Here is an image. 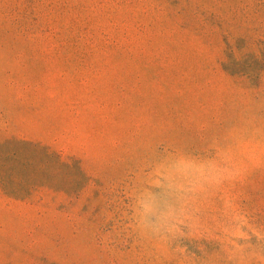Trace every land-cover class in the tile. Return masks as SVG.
Here are the masks:
<instances>
[{
	"label": "rangeland",
	"instance_id": "374dc122",
	"mask_svg": "<svg viewBox=\"0 0 264 264\" xmlns=\"http://www.w3.org/2000/svg\"><path fill=\"white\" fill-rule=\"evenodd\" d=\"M0 264H264V0H0Z\"/></svg>",
	"mask_w": 264,
	"mask_h": 264
}]
</instances>
